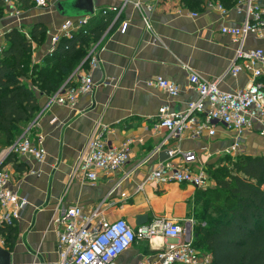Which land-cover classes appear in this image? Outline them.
Listing matches in <instances>:
<instances>
[{
  "label": "crops",
  "instance_id": "obj_1",
  "mask_svg": "<svg viewBox=\"0 0 264 264\" xmlns=\"http://www.w3.org/2000/svg\"><path fill=\"white\" fill-rule=\"evenodd\" d=\"M40 7L36 3L22 7L20 0L4 3L0 16V48L6 43L5 35L13 27H22L29 36L36 24L47 27L41 44H34L32 61L44 65L48 55L51 35L59 31L67 17L59 15L56 4ZM129 0L121 19L128 21L125 32L120 21L108 23L109 28L93 46L98 65L88 62L79 70L90 73L95 82H103L92 93L80 95L74 106L51 102V97L40 98L41 110L33 122L26 126L18 139L34 124L30 135L41 139L47 150L42 161L19 156L23 164L10 162L4 166L12 174L10 188L28 202L15 222L14 240L11 244V264H62L57 251L58 232L62 229L58 220L73 204L84 206L85 212L99 208V213L110 220L126 218L136 228V217L147 214L149 225L157 218L177 222L186 228L192 219H186V202L193 199L196 188L190 184L170 182L158 184L148 179L160 161L170 159L163 151L174 149L193 150L198 165L208 169L218 166L228 155L225 149L233 142L236 132L222 123H215V134L204 130L194 137L196 125H189L177 136H171L166 128L156 127L159 108L166 105L172 111H184L198 94L189 82L190 72L217 81L223 90L245 87L250 73L242 69L237 75L228 72L235 60L238 43L222 31L224 26H240L245 13L238 2L225 8L220 0H202L189 4L186 0H139L137 8ZM121 0H95L98 9L120 4ZM264 6V0H259ZM18 11V15L15 14ZM14 12V13H12ZM143 13L149 17L147 27ZM196 14V15H194ZM76 17V16H75ZM104 20L93 16L92 24ZM115 26V28H112ZM264 45V41L250 36L246 47ZM153 77H163L178 83L180 92L170 95L164 89L150 84ZM74 77L72 82L75 83ZM199 122L205 113L196 114ZM103 131L110 147H121L130 142L128 162L112 173H99L96 182L87 180L76 169L79 155L96 129ZM167 140L166 143H163ZM241 152L264 149V137L254 131L243 134ZM8 150L0 154L5 159ZM230 157V156H229ZM178 160V158H174ZM220 162V163H219ZM211 185L217 184L211 177ZM206 188V189H209ZM200 189V190H206ZM7 225L0 222V245L5 247ZM188 239L186 231L180 240ZM177 239L161 234L152 238H138L130 248L121 253L114 264H140L154 260L158 250Z\"/></svg>",
  "mask_w": 264,
  "mask_h": 264
},
{
  "label": "built area",
  "instance_id": "obj_2",
  "mask_svg": "<svg viewBox=\"0 0 264 264\" xmlns=\"http://www.w3.org/2000/svg\"><path fill=\"white\" fill-rule=\"evenodd\" d=\"M11 1L4 0L5 3ZM59 1L62 0H53V3L57 4ZM121 1L120 4H111L100 9L95 7L93 14L65 18L59 31L51 35V45L47 54L51 55L54 52L61 37L72 38L81 30L88 34L90 31L87 27L97 13L104 22L120 21V30L125 32L128 21L122 20L121 16L129 0ZM48 2L35 0L36 5L40 7L49 5ZM133 3L139 9L143 7L139 0H134ZM238 6L239 10L245 13L241 25L222 27V31L230 34L238 43L235 60L227 73L237 75L245 69L250 73L251 81L245 87L228 91L221 89L217 81L203 78L192 71L189 82L196 90L198 98L190 101L184 111H172L166 105L160 107V118L155 123L158 128H166L172 137L181 135L192 124L196 125L192 131L194 137L201 136L205 129L212 135L216 132L215 123H222L226 128L236 132L233 142L224 151V154L232 159L242 153L241 143L246 131H254L264 137V45L246 47L250 36L264 41V6L259 0H239ZM18 13L15 11L16 15ZM143 18L150 28L146 13H143ZM93 49L86 58L90 65L95 67L99 59ZM75 77L77 81L61 87L51 96V102L74 106L80 95L92 93L100 84L105 83L95 82L90 73L80 74L78 71ZM149 83L164 89L172 96L180 92L178 83L163 77H153ZM198 113H205L204 121L199 122L196 119ZM33 126L34 124L8 151L20 157L42 161L47 150L41 139L30 135ZM130 142L126 141L121 147H110L103 131L97 128L79 155L76 169L87 180L96 182L100 172L112 173L124 167L129 160ZM169 157L170 159L160 161L156 165L148 176L149 180L158 184L170 182L190 184L198 189L210 187V173L206 167L198 165L195 151L174 149L169 151ZM11 179V172L0 168V222L4 225H14L28 202L27 198L19 196L10 188ZM58 222L62 229L58 232L57 251L62 264H114L117 257L130 248L136 239L152 238L158 234L178 241L159 249L154 260L140 264H213L211 253L195 247L192 237L185 241L180 240L185 231L183 225L164 218H157L149 225L134 228L124 217L110 220L99 213V208L85 212L83 205L73 204L66 209ZM32 264L40 262L36 260Z\"/></svg>",
  "mask_w": 264,
  "mask_h": 264
},
{
  "label": "trees",
  "instance_id": "obj_3",
  "mask_svg": "<svg viewBox=\"0 0 264 264\" xmlns=\"http://www.w3.org/2000/svg\"><path fill=\"white\" fill-rule=\"evenodd\" d=\"M20 1L24 8L35 4V0ZM186 1L192 4L202 0ZM238 1L220 0L225 8ZM4 3L0 0V16ZM108 28L107 22L92 24L91 19L88 34L81 30L72 38L61 37L54 52L44 58V65L32 61V50L34 44L43 42L46 26L34 25L29 36L22 27L6 33V43L0 48V154L10 149L33 122L41 110V96L51 97L66 83H73L76 69ZM10 162L23 164L17 154L10 152L0 168ZM224 163L209 170L216 186L198 189L193 198L195 202L203 199L205 209L212 201L217 212L208 225L193 224V245L211 253L213 264H264V155L240 154L235 159L226 156ZM221 198L229 201L224 203ZM1 231L7 233L5 248L10 250L14 226L7 225Z\"/></svg>",
  "mask_w": 264,
  "mask_h": 264
},
{
  "label": "water",
  "instance_id": "obj_4",
  "mask_svg": "<svg viewBox=\"0 0 264 264\" xmlns=\"http://www.w3.org/2000/svg\"><path fill=\"white\" fill-rule=\"evenodd\" d=\"M56 8L58 9L59 15L62 17H78V16H84L93 14L95 11V0H65V1H59L56 4ZM88 60V58L81 63V65L76 69V74L79 70H81L85 64V62ZM74 77V75L70 78V80ZM68 83H66L64 86H67ZM11 151H8L7 155ZM169 154V151H163L160 153V155ZM6 155V156H7ZM4 159L0 161V166L2 164ZM148 220L147 214H140L136 217V225L139 226H145L146 222ZM185 231L187 233L188 238H190L192 233V226L191 223H187ZM0 264H11V251L4 246L0 245Z\"/></svg>",
  "mask_w": 264,
  "mask_h": 264
},
{
  "label": "rangeland",
  "instance_id": "obj_5",
  "mask_svg": "<svg viewBox=\"0 0 264 264\" xmlns=\"http://www.w3.org/2000/svg\"><path fill=\"white\" fill-rule=\"evenodd\" d=\"M63 1H65V0H63ZM3 153H4V151H3ZM250 153L256 154L257 151L252 150V152H250ZM243 154H247V153L244 151ZM259 155H264V149L260 150ZM225 165L226 164L224 163V161L221 162V164H218V166H220V167L225 166ZM218 166H212V167H209V169L214 170ZM210 176L213 177L212 174ZM212 179H215V178L213 177ZM215 182H216V179H215ZM209 189H212V188H209ZM210 199H211V197H210ZM201 200H202V202L201 201L195 202L193 199H189L188 203L186 202V208H187V213H186L187 218L186 219H188V220L192 219V221H193L192 224L196 223L197 225L201 224L204 226V225H208L210 219L215 217L217 215V212L214 211L215 204L212 201H211V206L209 204L208 209H205L204 205H203V199H201ZM220 201H224V203H227V201H229V199L221 198ZM206 210H208V211L205 212ZM210 211H211V213H210Z\"/></svg>",
  "mask_w": 264,
  "mask_h": 264
}]
</instances>
